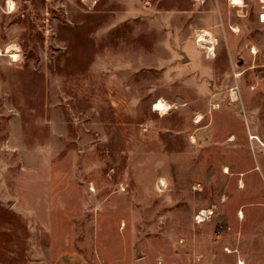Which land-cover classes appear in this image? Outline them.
<instances>
[{
  "label": "rangeland",
  "instance_id": "374dc122",
  "mask_svg": "<svg viewBox=\"0 0 264 264\" xmlns=\"http://www.w3.org/2000/svg\"><path fill=\"white\" fill-rule=\"evenodd\" d=\"M263 5L0 0V264H264Z\"/></svg>",
  "mask_w": 264,
  "mask_h": 264
},
{
  "label": "bare ground",
  "instance_id": "6f19581e",
  "mask_svg": "<svg viewBox=\"0 0 264 264\" xmlns=\"http://www.w3.org/2000/svg\"><path fill=\"white\" fill-rule=\"evenodd\" d=\"M229 2H230V4H233V5H237V6H239L241 3H242V0H229ZM261 2L262 3H264V0H261ZM263 8H264V5H263ZM8 9L11 11L12 10V4H11V2H9V4H8ZM232 30L234 31V32H236L237 31V29L236 28H232ZM206 32V31H205ZM202 35V34H201ZM206 38V37H205ZM200 41H204V39L202 38V37H199L198 38V42H200ZM197 42V43H198ZM202 43V42H201ZM200 47L202 46V45H199ZM203 46H205V45H203ZM9 48V47H8ZM7 48V49H8ZM12 48V47H11ZM210 48V50L212 51V47H209ZM6 49V50H7ZM13 49V48H12ZM9 51H10V48H9ZM251 52L252 53H255V48H252L251 49ZM12 56H14L15 57V53H13L12 54ZM169 109V105H168V103H166L165 101H164V99H162V98H158V99H156L153 103H152V106H151V110L152 111H156V112H159V113H161L162 115L163 114H165L166 112H167V110ZM197 122L199 121V118L196 120ZM161 181V183L163 184L164 182L162 181V179L160 180ZM202 212H204V211H202ZM238 215H239V218H241L242 217V212L241 211H239L238 212ZM199 221H201V220H199ZM239 264H244L242 261H239Z\"/></svg>",
  "mask_w": 264,
  "mask_h": 264
}]
</instances>
